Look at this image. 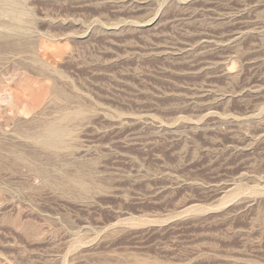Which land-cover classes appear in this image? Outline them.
<instances>
[{
	"label": "rangeland",
	"instance_id": "374dc122",
	"mask_svg": "<svg viewBox=\"0 0 264 264\" xmlns=\"http://www.w3.org/2000/svg\"><path fill=\"white\" fill-rule=\"evenodd\" d=\"M1 1L0 264H264V0Z\"/></svg>",
	"mask_w": 264,
	"mask_h": 264
},
{
	"label": "bare ground",
	"instance_id": "6f19581e",
	"mask_svg": "<svg viewBox=\"0 0 264 264\" xmlns=\"http://www.w3.org/2000/svg\"><path fill=\"white\" fill-rule=\"evenodd\" d=\"M12 9H14V8H12ZM7 10L8 9H6V11ZM65 117H68V115H64V118ZM65 132L66 131L64 129H62L61 127H59L57 125H54V124L48 125L45 132H44V135H43V144L48 146V147H60L62 144V141H63V137L65 135Z\"/></svg>",
	"mask_w": 264,
	"mask_h": 264
}]
</instances>
